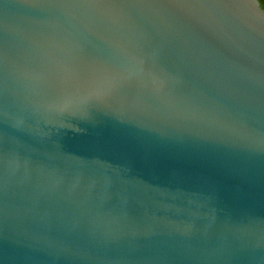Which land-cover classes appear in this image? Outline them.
<instances>
[{
	"label": "water",
	"instance_id": "obj_1",
	"mask_svg": "<svg viewBox=\"0 0 264 264\" xmlns=\"http://www.w3.org/2000/svg\"><path fill=\"white\" fill-rule=\"evenodd\" d=\"M0 264H264L259 0H0Z\"/></svg>",
	"mask_w": 264,
	"mask_h": 264
},
{
	"label": "trees",
	"instance_id": "obj_2",
	"mask_svg": "<svg viewBox=\"0 0 264 264\" xmlns=\"http://www.w3.org/2000/svg\"><path fill=\"white\" fill-rule=\"evenodd\" d=\"M262 9L264 10V0H259Z\"/></svg>",
	"mask_w": 264,
	"mask_h": 264
}]
</instances>
